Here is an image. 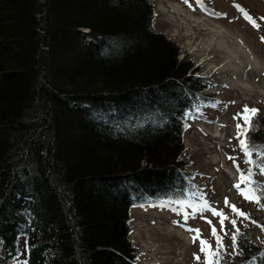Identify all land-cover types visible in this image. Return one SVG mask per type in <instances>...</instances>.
<instances>
[{"label":"trees","instance_id":"16d2710c","mask_svg":"<svg viewBox=\"0 0 264 264\" xmlns=\"http://www.w3.org/2000/svg\"><path fill=\"white\" fill-rule=\"evenodd\" d=\"M153 15L151 0H0V264H136L130 207L191 191L178 155L205 82ZM251 123L256 154L260 111ZM221 257L264 264V245L239 232Z\"/></svg>","mask_w":264,"mask_h":264},{"label":"rangeland","instance_id":"374dc122","mask_svg":"<svg viewBox=\"0 0 264 264\" xmlns=\"http://www.w3.org/2000/svg\"><path fill=\"white\" fill-rule=\"evenodd\" d=\"M151 1L154 12L151 23L154 29L176 44L175 55L178 58H189L190 65L194 66L190 72L199 76L205 86L198 91L196 105L185 114L186 124L181 137L183 146L178 155L184 162L186 183L191 184V191H187L186 197L180 200L148 201L147 204L133 205L128 211V238L135 247V263L205 264V253L200 251V241L197 239L193 243L196 233L189 229H199L200 239L207 240L215 249L216 240L211 234L212 227H215L217 234L223 238L225 250L221 255L227 259L234 253L231 237L236 229L250 241L264 245V231L252 221L237 216L225 204L227 200L230 205H235L247 215L252 214L258 220L264 221V207L246 200L234 187L240 183L241 173L247 175L250 168L256 184H264V176L259 174L255 165L245 162L247 158L236 139V126L238 123L243 125L244 121L233 119L238 113H242L245 106L258 109L264 116V92L258 79L257 83L248 87L241 83H229L231 74L215 68L222 63L223 53H218L214 44H210L203 53L193 52L191 46L197 37L206 33L207 27L186 16L184 21L180 22L178 16L183 15L175 13L170 4L178 3L190 12L192 17H206L209 24H221L227 31L223 32L227 43L228 32L238 35L263 62L264 41L261 37H264V19L261 18H264V0H203V7L197 0H188V3L184 0ZM244 13L255 20L259 27H253ZM204 56H207L206 61L210 60L209 63L203 62ZM238 56L241 57V54L238 53ZM262 69L264 70V67ZM252 71L255 72L254 69ZM207 119L209 121H206ZM216 126L221 131L217 136L212 132ZM256 154L252 152L251 159L255 158ZM240 187L243 190L249 186L241 183ZM209 209L223 212L228 217L224 220L223 228L220 218L213 215ZM232 219L236 220L235 228L230 223ZM208 221H211V224ZM194 254L200 259L196 260Z\"/></svg>","mask_w":264,"mask_h":264},{"label":"bare ground","instance_id":"6f19581e","mask_svg":"<svg viewBox=\"0 0 264 264\" xmlns=\"http://www.w3.org/2000/svg\"><path fill=\"white\" fill-rule=\"evenodd\" d=\"M170 7L173 9V11H175V13H181L183 15L178 16V20L180 22H183L184 16H186L191 17L192 19L190 20L199 21L200 24H203L205 25V27H207L206 33L203 36L197 37V39H195L193 45L191 46L193 48V52L197 51L200 53L203 50H207V48L210 47V44H214V46L219 51L218 53H223V59H221L222 63L220 65H217L215 68H218L219 70L222 69L223 71H227L231 74L232 78L229 79V83H241L248 87L250 85H253V83H257L256 80L258 79V81L260 82V88L264 92V70L262 69L264 67V61L262 62L261 59L259 60V58L254 55V53L250 50L249 46L246 45L242 38H240L238 35L236 36L232 32H228L229 43H227L224 40V33L227 31H225L224 27L221 24L216 22H213V24H209L205 19L206 17L204 16L198 17L194 15L192 17L191 13L186 11L178 3H171ZM185 24L187 23L185 22ZM185 28L187 29V26ZM238 53L241 54V57L238 56ZM205 57L207 58V56H204V58L202 57L203 59H205L203 62L207 64L210 62V60L206 61ZM253 69L255 70V72L252 71Z\"/></svg>","mask_w":264,"mask_h":264},{"label":"snow or ice","instance_id":"6c2138e0","mask_svg":"<svg viewBox=\"0 0 264 264\" xmlns=\"http://www.w3.org/2000/svg\"><path fill=\"white\" fill-rule=\"evenodd\" d=\"M185 3H188V0H184ZM197 3L203 7V0H197ZM245 18L248 19L253 27H259V25L253 20L250 16L247 15V13H244ZM264 19V18H261ZM261 40L264 41V37H261ZM258 112V109H249L247 106H245L242 110V113H238L236 116L233 117V119H243L244 125L237 124V136L236 139L239 142L240 149L244 153L246 159V163L250 165H255L259 169V174L264 176V149L258 150V155L261 157L260 161H254L251 159L252 152L255 149V146L250 145L247 141V132L249 130H255L254 126L251 123V117L255 116ZM244 137V138H241ZM229 159H233L232 157H229ZM237 170L239 171V166L237 165ZM253 172L250 168L248 170L247 175L241 173L240 175V183H237L234 185V187L238 190L239 194L242 195L246 200L254 201L256 203H260V200L264 198V184H258L256 187H250V185L256 184V182L252 179ZM244 183L245 185H248L249 187H246L245 189H241L240 184ZM259 193V195L257 194ZM226 206L230 207L232 212L235 213L239 217H243L245 219H248V216L246 213L240 211L236 208L235 205H230L227 200H225ZM205 207L208 208V205L205 204ZM261 207H264V205H261ZM213 215L220 218V224L223 228L224 220L228 219L227 216L224 215L223 212L217 211L215 209H209ZM209 224H211V221H208ZM230 223L232 224L233 228L236 226V220L232 219L230 220ZM189 231H193L196 233V235L193 237V243L196 242L197 239L200 241V251L202 253H205V264H220V259L222 252L225 250L223 245V238L217 234L216 228L212 227L211 234L216 240V247L213 249L212 245L209 244L207 240L200 239V230L199 229H189ZM239 233V229H236V231L232 234V249L233 252H235L237 248V234ZM238 254V253H237ZM194 258L196 260H199L200 257L194 254Z\"/></svg>","mask_w":264,"mask_h":264}]
</instances>
